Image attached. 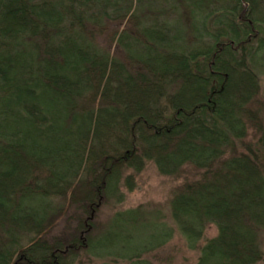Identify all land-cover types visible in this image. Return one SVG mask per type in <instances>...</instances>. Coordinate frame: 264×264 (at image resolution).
Masks as SVG:
<instances>
[{"label":"trees","instance_id":"1","mask_svg":"<svg viewBox=\"0 0 264 264\" xmlns=\"http://www.w3.org/2000/svg\"><path fill=\"white\" fill-rule=\"evenodd\" d=\"M173 14L189 24L181 36ZM107 21L125 24L114 34L121 57L96 43ZM263 64L264 0H0V264H73L83 253L148 264L172 229L161 240L155 225L126 232L141 209L114 214L111 240L93 234L103 200L122 201L126 172L147 162L163 175L201 170L169 200L196 264H257L264 108L251 105ZM249 123L259 135L242 146ZM65 202L71 225L54 233ZM207 224L217 234L199 246Z\"/></svg>","mask_w":264,"mask_h":264},{"label":"rangeland","instance_id":"2","mask_svg":"<svg viewBox=\"0 0 264 264\" xmlns=\"http://www.w3.org/2000/svg\"><path fill=\"white\" fill-rule=\"evenodd\" d=\"M155 0L156 3L173 2V0ZM175 2V1H174ZM167 19L171 26V35H183L185 26L187 31L190 30L188 22L184 25L177 19L175 14L169 15ZM196 24L200 27L199 18L195 19ZM125 24L118 21H107L105 27L98 31L96 43L100 48L109 51L112 55L121 57V49L114 41V34L120 29H126ZM190 38V36H188ZM191 41V40H190ZM259 78V92L255 102L251 107L264 108V64L259 66L256 70ZM258 111V110H257ZM254 123L247 124V135L239 142L240 145L255 144L258 137L257 130ZM242 148L236 146L235 151L239 152ZM133 175V188L127 190L123 183L120 184V192L123 194L122 201L115 199L103 200L93 220V234L100 236V243L111 240V236L106 232L112 230L113 235L117 233L116 228L113 227L115 222L114 214L117 211L139 208L141 209V218L138 221V227L132 228L131 225L127 227L126 232H131L135 237H142V230L155 225V235L161 240V229L167 225L172 229L171 236L162 244L155 247L151 251L145 253L143 258L148 264H196L198 258V250L188 247L185 238L177 231L175 225L169 218V200L172 194L184 182L193 181L200 177L201 170L185 165L176 175H163L159 173L152 162H147L144 168L138 173H132L130 170L125 175ZM66 204V205H65ZM65 208L63 214L59 216L54 233L63 232L70 222L68 216L74 212L73 208H68L67 202L64 203ZM120 222V221H118ZM113 223V224H112ZM165 224V225H164ZM71 225V224H70ZM112 227V229H111ZM106 234V235H105ZM111 234V232H110ZM217 234V229L213 224H207L203 230L202 239L197 245H202L205 240L213 238ZM81 235V234H80ZM146 238V237H145ZM258 241L262 251V259L257 264H264V232L259 234ZM109 257H98L88 254H82L78 260L73 264H104L109 262Z\"/></svg>","mask_w":264,"mask_h":264}]
</instances>
